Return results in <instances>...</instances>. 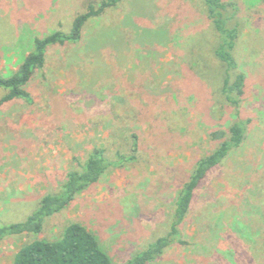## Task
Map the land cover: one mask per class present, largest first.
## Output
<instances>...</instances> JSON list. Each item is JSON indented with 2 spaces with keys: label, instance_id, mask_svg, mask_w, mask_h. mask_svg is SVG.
I'll use <instances>...</instances> for the list:
<instances>
[{
  "label": "rangeland",
  "instance_id": "obj_1",
  "mask_svg": "<svg viewBox=\"0 0 264 264\" xmlns=\"http://www.w3.org/2000/svg\"><path fill=\"white\" fill-rule=\"evenodd\" d=\"M102 1L0 0V75L18 71L35 38L69 32L74 16ZM237 2L248 26L234 53L245 74L236 110L219 93L221 65L198 0H118L78 42L48 48L28 99L0 104V224L23 221L94 150L107 168L40 234L1 241L0 264L70 222L123 264L167 232L195 161L216 147L210 132L233 122L245 141L199 186L180 241L152 264H264V2Z\"/></svg>",
  "mask_w": 264,
  "mask_h": 264
},
{
  "label": "trees",
  "instance_id": "obj_2",
  "mask_svg": "<svg viewBox=\"0 0 264 264\" xmlns=\"http://www.w3.org/2000/svg\"><path fill=\"white\" fill-rule=\"evenodd\" d=\"M118 0H103L98 5L89 4L83 13L74 16L69 32L56 31L33 40V50L23 58L17 72L10 76L0 75V88L6 91L0 104L13 99H28L25 90L32 75L45 62L46 51L53 45L76 43L82 37L85 23L99 16L104 9ZM238 0H198L202 13L212 32V54L221 65L219 93L232 110H236L244 94L245 74L235 60L234 53L248 26L247 20L239 18L243 6ZM246 10L258 8L264 0H240ZM240 2V3H241ZM192 56V52L189 53ZM216 147L196 160L192 172L182 184L174 200L167 232L145 248L134 253L123 264H152L172 244L181 239L180 226L193 204L195 193L207 176L226 157L245 141V128L238 122L209 134ZM132 150L136 149V137L132 136ZM107 168V161L98 150L80 165L69 171L58 193L42 196L37 206L23 221L0 224V242L17 235H38L48 218L63 211L78 194L99 181ZM12 264H114L101 249L97 238L81 223L70 222L53 240L35 239L24 244L15 253Z\"/></svg>",
  "mask_w": 264,
  "mask_h": 264
}]
</instances>
